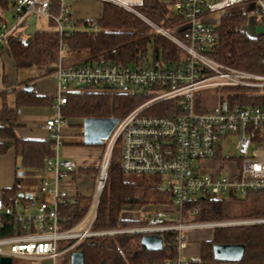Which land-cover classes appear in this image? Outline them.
Wrapping results in <instances>:
<instances>
[{
	"label": "built area",
	"instance_id": "1",
	"mask_svg": "<svg viewBox=\"0 0 264 264\" xmlns=\"http://www.w3.org/2000/svg\"><path fill=\"white\" fill-rule=\"evenodd\" d=\"M4 1L14 10L16 22L0 24V52L11 41L20 39L17 34L27 29L25 23L31 15L49 18L61 37L70 30L66 26L71 17L67 0ZM95 1L131 10L120 0ZM56 4L58 14L54 12ZM244 4H255L254 13L260 18L255 27L257 23L264 26V0L175 1L173 8L185 16L184 25L176 31L182 30L184 37L153 24L183 51L182 59L175 64L153 60L151 65H123L104 58L73 64L61 42L59 59L51 73L58 85L52 104L56 116L45 124L53 153L39 172V192L49 198L6 197L3 191L0 193V258L10 257L13 264L15 260L25 264H61V258L71 256L91 238L155 235L163 239L164 249V236L175 233L177 259L166 264H202L199 254L186 257L185 251L192 244L189 232L264 226V216L193 221L201 209L188 206L202 197L234 201L238 195L245 200L250 194L264 192V105L241 102L248 94L264 95V74L222 64L207 53L216 42L213 27L219 23L210 22L209 17ZM230 89L234 91L225 95L223 91ZM80 90L140 96L145 101L119 119L105 141L89 208L79 222L69 226L61 208L79 192L71 194L63 185L80 176L75 162L60 158V148L65 145L61 130L69 93ZM215 93L218 100L203 108L202 102ZM153 109L160 110V114L151 113ZM231 136L237 137V163L231 161L232 157L223 156V143ZM116 150L124 174L155 177L161 190L167 182L171 202L147 209L144 217L137 220L138 226L95 231L92 226ZM85 224L87 227L81 229Z\"/></svg>",
	"mask_w": 264,
	"mask_h": 264
},
{
	"label": "trees",
	"instance_id": "2",
	"mask_svg": "<svg viewBox=\"0 0 264 264\" xmlns=\"http://www.w3.org/2000/svg\"><path fill=\"white\" fill-rule=\"evenodd\" d=\"M8 7V2L0 0V8ZM133 9L138 13L105 3L99 20L73 21L70 17L68 25L73 29L62 37L53 28L35 31L27 41L21 39L11 41L7 51L15 68L18 71L33 68L39 70L37 76L23 82L24 86L34 87L37 79L51 75L59 59L61 42L66 45L67 54L86 53L85 62L104 58L123 65L144 64L151 53L154 61L168 65L178 63L182 59L183 51L169 38L155 30L144 18L183 38L184 32L182 30L177 32L176 29L184 25V14L173 8V2L162 0H141ZM54 12L59 13L58 4ZM3 22L4 18L0 14V24ZM246 22L247 14L241 11L223 14L219 23L213 27L216 42L210 46L207 53L222 64L264 74V33L250 36L244 28ZM52 23L55 27V23ZM228 91L232 92L231 89ZM8 93L14 94L13 106L7 103ZM0 98L3 101L0 111V156L15 149L23 169L31 171L43 169L46 159L53 153L52 141L19 138L16 128L19 126L18 118L23 107L52 106L54 98L38 96L35 91L26 92L24 88L0 91ZM143 101L140 96L121 93L74 91L69 93V101L63 108V117L68 120L121 119ZM242 102L264 105V95L248 94L242 98ZM151 113L160 114V110L153 109ZM64 143L66 144V141ZM91 169L84 171L89 172ZM159 183V179L155 177H144L139 182L128 181L126 174L121 170L120 154L116 150L92 229L101 231L138 226V221L126 218L127 210L171 202V193L159 189ZM3 192L6 197L18 196L24 193V189L15 184ZM81 199H87V196L78 193L61 208L69 226L79 222L89 208L90 203H82ZM188 206L201 209L200 215L193 218V221L259 217L264 216V192L250 194L247 199L238 202L202 197ZM176 236L175 233H167L164 236L166 246L158 252L145 249L141 245L140 235L91 238L80 244L77 250L84 252L85 264H166L177 259ZM215 245L242 246L244 254L240 264H264V226L215 230L210 240L200 244L199 255L202 264L220 263L214 258Z\"/></svg>",
	"mask_w": 264,
	"mask_h": 264
},
{
	"label": "rangeland",
	"instance_id": "3",
	"mask_svg": "<svg viewBox=\"0 0 264 264\" xmlns=\"http://www.w3.org/2000/svg\"><path fill=\"white\" fill-rule=\"evenodd\" d=\"M167 1V0H166ZM77 2H83L84 5L81 6V8H76L74 5ZM67 3H69L72 6V20H74V18L76 19V17L79 16H89L92 17L93 15L95 16H99L100 15V9L99 7L103 6L102 3H98V5H96V1L94 0H67ZM90 5H95L96 7H92L89 6ZM114 5V4H113ZM117 6V5H116ZM245 6L244 8V12L247 13V22L245 25V30L247 31V33L251 36H258L262 33H264V26H261L260 23H257V27L256 26V20H260L259 16L255 15L254 13V8H255V4H251L250 7L248 4H244V5H236L230 8H227L225 11L230 12L233 11L236 8ZM120 7V6H118ZM130 9H125L123 7L124 10L133 12V13H138L136 10L133 9V7H135V5L131 4L129 5ZM224 12V11H223ZM220 13H216L215 15L213 14V16H211L212 18L209 20L210 22H215L217 21V18L219 17ZM0 14L2 15V17L4 18V21H7L9 25H13L16 22L15 19V13L14 10L12 9L11 6H9L8 8H0ZM142 17V15H140ZM256 16V17H255ZM144 20L146 22H148L151 26H153V23L151 21H149L148 19L144 18ZM260 22V21H259ZM25 25H27V29H23L21 30V33H18L17 35L19 36L20 39L27 41L33 33H35V31L38 30H46V29H53L55 28L53 23L51 22V20L49 18H45V17H35L34 15H31L27 22L25 23ZM68 29H73L72 27H70L68 24H66ZM154 27V26H153ZM154 29L156 30V28L154 27ZM170 32V31H169ZM68 58L69 61H71V63L73 64H83L86 61V53L81 52V53H68ZM3 61V62H2ZM4 63V67L3 64ZM153 63V57L151 56V53L148 56V59L145 61V65H151ZM4 68V69H3ZM5 70V72H4ZM39 74V70L37 68H33V69H29V70H23V71H18V73L15 71V67L14 64L12 62V60L7 57V55L5 54L3 57L0 56V89H3L5 87V84L3 83V76L6 75L7 79L9 82V84L11 82H13V80L18 77L20 80V84H18V87L21 88H25L23 82L27 81L28 79L25 78H31L34 76H37ZM39 81H44L46 84V91L48 93L49 96L51 97H55L57 96V83L56 81L53 79V77L51 75H46L44 77H40L39 79H37L35 81V85H38L37 83ZM7 85V84H6ZM234 90H232L233 92ZM225 93V95H228V93L230 94V92H228V90L223 91ZM217 93V92H216ZM216 93L215 94H211L210 98L205 99L202 104L204 105L203 108L205 107H210L211 105H213L218 98H216ZM142 98V97H141ZM145 101V99H143ZM208 100V101H207ZM143 101V102H144ZM7 102L11 105L13 104V98L11 96L8 97ZM142 102V103H143ZM242 102V100H241ZM243 103V102H242ZM3 106V101L2 99H0V110ZM46 109H50L51 112H53V117L56 116V109L53 108L52 106L46 107ZM35 123L37 125H41V119L40 118H36ZM62 130H63V135L66 139H73V140H79L83 143V120H79L77 122H74V120H68L66 119L63 123H62ZM48 139H50V135L48 136ZM237 137L236 136H231L226 138L225 142L223 143V156L224 157H232L231 161L232 162H236L239 160H237L238 154H237V149L235 147V143H236ZM69 148H72V146L69 145H63L60 148V158L62 160H70L76 163L77 169H78V174L80 175V178L74 180L73 185V190L71 191V193H76L79 192L81 194H83L84 196H87V199H81L82 203H91V199H92V194H93V190H94V186H95V179L96 176L99 173V167H100V163H101V159L104 155V148L102 147H94V146H79L76 147L77 154H78V158L76 157H68L65 155L66 150H68ZM81 158H84V160H80ZM237 163V162H236ZM16 164H17V175H16V179H17V183L18 185L22 186V188L24 190L27 189L28 185H31L34 187L35 185V180L34 177H36L35 174L31 175V173L29 171H26L25 169H23L21 167V160L17 159L16 160ZM84 166H91V167H96V168H92L89 172L87 171H80V167H84ZM22 173V176H20L19 174ZM143 176L140 175H126V179L128 181H133V182H139L143 179ZM147 178H153V177H147ZM37 185V184H36ZM164 190H167L169 188V184L167 182H165L163 184ZM32 188V187H31ZM38 188V187H37ZM36 188L35 191H32V193H34L35 198H37L38 200H42V199H46L49 198L48 196H45L43 194H41L38 189ZM254 194V193H253ZM244 199L241 198V195H238V199L234 200L236 202L238 201H242ZM159 205H163V204H150L147 206H142V207H133L130 210H127L126 212V218L131 219V220H139L140 217H144V215L146 214L147 209H154L155 206L156 207H164V206H159ZM238 219V218H237ZM85 227H87V224H85L84 226L81 227V229H84ZM189 232L190 233H193ZM198 232V231H195ZM194 232V233H195ZM204 236H201V239H203ZM195 245L193 248L190 249V251H187V255L186 257L188 258H194L195 256H197L199 254V243L194 242ZM65 261L69 262L70 261V255H67L66 257L61 258L60 262L61 264H65ZM19 260H15L14 263H18Z\"/></svg>",
	"mask_w": 264,
	"mask_h": 264
},
{
	"label": "crops",
	"instance_id": "4",
	"mask_svg": "<svg viewBox=\"0 0 264 264\" xmlns=\"http://www.w3.org/2000/svg\"><path fill=\"white\" fill-rule=\"evenodd\" d=\"M120 1L125 2L128 5H131V4L138 5L141 2V0H120ZM162 1L169 2V3L170 2L174 3L177 0H167V1L166 0H162ZM96 2H97L96 5H98V7H99L98 3H102L100 1H96ZM102 4H103V6L99 7L100 15L98 17L95 16V15H93L92 17L79 16V17H76V19L74 18L73 21L99 20L102 17L103 8H104V4L105 3H102ZM82 5H84L83 2H77V3H75L74 6L79 9V8H81ZM88 5L92 6V7H96L95 5H90V4H88ZM249 7H250V5H249ZM244 8H245V6H242V7L236 8L233 11H230V12L241 11V12L247 14L246 12H244ZM72 9L73 8L71 6V17H72V13H73ZM230 12L225 11V13H230ZM222 15H223V13H220L219 17L217 18V21L220 20ZM211 18L212 17L210 16L209 20ZM5 54L7 55V57H9L7 49L0 52V56L1 57H3ZM2 64H3V67H4V63H2ZM15 71L18 73V70L16 68H15ZM4 72H5V70H4ZM51 76L56 81V79L54 78V76L52 74H51ZM25 79H28V77L25 78ZM19 80L20 79L18 77H16L13 80V82H11L9 84V82H7L8 81L7 76L4 75L3 76V83L5 84V87L3 89H0V91H3V90L12 91V90L21 88V87H18V84H20ZM56 83H57V81H56ZM37 84L38 85H35L33 88H34V91L36 92V94L38 96L51 97V96L48 95V93L46 91L47 87H46V84H45L44 81H39ZM9 96H11L13 98V104L10 105L8 102L7 103L10 106H13L14 105V94L13 93H8L7 94V99H8ZM51 98H54V97H51ZM46 107H49V106H46ZM46 107L32 106V107H23L21 109V112H20V115H19V118H18L19 126L16 128V133H17L19 138L28 139V140H40V141L51 140V139H48V136L50 135V133L48 132L45 124H46V121L48 119L53 117L52 116L53 112H51L50 109H46ZM36 118H40L41 119V122H42L41 125H37L35 123ZM77 121H79V119H74V122H77ZM61 132H62V135H63V130H61ZM63 138H64V141H66L65 145L72 146V148H69L68 150H66L65 155L68 156V157H73L74 156L75 158L76 157L78 158V154H77V152H75V151H77L76 147L83 146L84 144L81 141H79V140L77 141V140H73V139H66L64 137V135H63ZM17 159L20 160V158L16 155L15 149H11L7 154L0 156V193L4 189L11 188L15 184H18L17 183V179H16L17 170H18V168L16 167L17 166V164H16V160ZM80 160H84V158H81ZM88 168H96V167L84 166V167H80V171L83 172L84 169H88ZM26 171H29L31 173V175H33V174L36 175V177H34V180H35L36 183H35L34 187L31 186V185H28L27 189L24 190V193L31 194L32 196L35 197V195H34V193H32V191H35L37 187H38L37 189L39 191V186H40L39 172H40V170H36V171L26 170ZM73 183L74 182L69 183V184H64L63 188L68 190L71 193V191L74 188L73 185H72ZM71 194H74V193H71ZM194 232L189 234V237H190V239L192 241V244L190 246H188V248L186 249V251H185L186 255L188 254L187 251L189 252L190 249L194 247V245H195L194 242L199 243L198 244L199 245L198 248H199V253H200V244L203 241L210 240L212 238V235H213V233L210 232V231H198V232H195V233ZM202 235L204 236L203 239H201Z\"/></svg>",
	"mask_w": 264,
	"mask_h": 264
},
{
	"label": "water",
	"instance_id": "5",
	"mask_svg": "<svg viewBox=\"0 0 264 264\" xmlns=\"http://www.w3.org/2000/svg\"><path fill=\"white\" fill-rule=\"evenodd\" d=\"M26 92H33L32 86L24 88ZM118 118H86L83 120V144L86 146L102 147L105 141L109 138L111 132L118 124ZM22 176V173L19 174ZM21 197L31 199V194H20ZM141 245L148 251L158 252L163 250V239L155 236H143ZM214 258L217 261H240L244 254L242 246H221L213 247ZM0 264H13L10 257H1ZM70 264H85L84 252L77 250L70 256Z\"/></svg>",
	"mask_w": 264,
	"mask_h": 264
}]
</instances>
